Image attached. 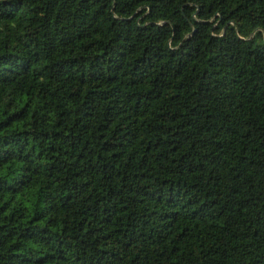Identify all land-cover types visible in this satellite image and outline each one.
Returning a JSON list of instances; mask_svg holds the SVG:
<instances>
[{"label":"trees","instance_id":"obj_1","mask_svg":"<svg viewBox=\"0 0 264 264\" xmlns=\"http://www.w3.org/2000/svg\"><path fill=\"white\" fill-rule=\"evenodd\" d=\"M0 264H264V0H0Z\"/></svg>","mask_w":264,"mask_h":264}]
</instances>
